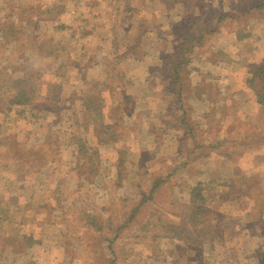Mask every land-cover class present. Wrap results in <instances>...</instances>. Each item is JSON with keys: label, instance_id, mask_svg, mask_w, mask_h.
<instances>
[{"label": "rangeland", "instance_id": "1", "mask_svg": "<svg viewBox=\"0 0 264 264\" xmlns=\"http://www.w3.org/2000/svg\"><path fill=\"white\" fill-rule=\"evenodd\" d=\"M85 1L87 12L97 7L99 17L117 20L120 50L103 27L88 42L71 34L72 54L66 57L57 56L50 34L42 39L40 33H26L27 40L17 45L0 38V70H25L28 63L44 69L34 84L55 98L37 101L35 116H19L14 108L13 115L0 112V139L5 138L0 143L8 146H0V204L10 208L7 218L0 210V264L106 261V248L99 244L123 224L122 202L132 208L143 204L157 180L162 189L142 206V216L159 226L178 224L184 211L198 207L193 203L198 188L205 200L202 213L217 236L199 248L175 242L160 258L148 245L126 244L131 264H264V109L247 70L239 67L247 60H264V9H255L264 0H138L140 38L99 0ZM105 2L121 3L122 10L132 4ZM6 11L0 7V18ZM229 14L234 20L193 55L183 51L187 35L197 37L201 29L214 28V16ZM28 18L27 31L39 23L56 26ZM21 20L14 21L27 19ZM240 37L245 39L238 43L241 49L229 53ZM55 42L62 45L56 37ZM182 60L188 66L179 86L172 69ZM232 60L234 68L227 64ZM49 84L56 86L52 93ZM108 126L118 138L108 139ZM79 140L86 157L79 153ZM16 153L38 155L29 161L41 166L26 175L5 171L3 159L20 158ZM92 158L99 166L95 178L89 177ZM86 210L99 217L100 229L82 231L75 225Z\"/></svg>", "mask_w": 264, "mask_h": 264}, {"label": "trees", "instance_id": "2", "mask_svg": "<svg viewBox=\"0 0 264 264\" xmlns=\"http://www.w3.org/2000/svg\"><path fill=\"white\" fill-rule=\"evenodd\" d=\"M67 1L69 0H53L51 5L48 6H30V7H24V6H14L11 7L9 4H1L0 7H3L6 11V14L3 18H0V38L5 39V37L10 39L11 45H17L22 40H27L26 37V28L30 27L28 16H32L35 14H38L39 16H46L49 19H52L53 22H57L58 29L60 30H69L72 34L77 33V29L75 28V25L79 23H83V13L80 15V19L77 23L71 24L70 23V15L73 8L67 6ZM243 1V0H239ZM73 5L76 3L77 0L71 1ZM261 4V5H259ZM257 9L258 13H260L261 9H264V2H260ZM11 9V10H9ZM46 9L45 12L40 13V10ZM251 13L250 10L247 11L244 15H249ZM32 14V15H31ZM234 15L229 14L226 15L224 18L219 19L218 16H214L212 22L215 23V26L213 24L214 28L208 27L205 29H201L198 33L197 37H192L190 35L186 36V40L184 44H182L183 51H190V55H193L195 49H199V47L205 45L208 40L214 38V36L218 33L222 28H226L227 21H233ZM21 18L24 20L26 18L27 20L22 23L16 24L14 20H17V18ZM21 20V21H23ZM65 22L68 24H66ZM82 20V22H80ZM20 21V22H21ZM67 28L63 25V22ZM52 22V23H53ZM211 22V23H212ZM9 24H11L9 27ZM78 26V25H77ZM76 26V27H77ZM32 29V28H31ZM185 27L182 26L181 30H184ZM14 33V35H12ZM19 34L21 38L16 37V35ZM33 34V32L28 33L29 37ZM239 35V34H238ZM11 36L12 39H11ZM21 39V40H20ZM189 39L191 41H189ZM18 42H13V41ZM245 42V39L235 40L232 43V48L229 53L233 54L236 47L239 46L238 43ZM187 54V53H186ZM221 55L225 56L223 52H220ZM227 54V53H226ZM186 58V57H185ZM244 58V57H243ZM247 58V57H246ZM25 60V59H24ZM254 61V60H253ZM251 60H247L245 62H240L239 67H244L245 70H247L248 75L250 76V87L253 92H255L256 102L259 106H261L264 109V60H259L257 62H253ZM28 63V61L26 60ZM227 64H230L233 68L234 66H237L235 60L227 61ZM187 62L182 60L174 65L172 72H173V80L176 85L181 86L182 79H183V71L187 68ZM21 67H14V72L9 73L7 70H0V112L4 111L5 114L13 115L12 109H16L19 116L26 115V113H30L33 116H35L37 109L36 103L39 100L43 101H52L55 98H52L50 96L46 95V92H43V87L41 85L37 86L34 84L36 79H41L45 72L44 69L39 68H32L29 66L27 69H17ZM15 70H21L19 74ZM51 71V70H50ZM175 75V76H174ZM39 76V77H36ZM35 78V80H34ZM56 86H52L49 84L47 86V89H49V92H54V88ZM179 93V97L181 99H184V93L182 90ZM183 104V100L181 101ZM183 109V108H181ZM24 117V116H23ZM24 119V118H23ZM36 119H40L38 116H36ZM185 120V118H184ZM31 123L33 121L31 120ZM115 125V124H114ZM107 135H109L108 139L112 137L113 135L117 137L114 133V127L112 128L110 126L107 127ZM111 131H113L111 133ZM210 131V129H209ZM118 138V137H117ZM192 140H197V134L195 132L191 133ZM79 143V153L83 154V156H88L87 148L85 146V143L81 140L78 141ZM197 144V143H196ZM224 142H219V145H225ZM7 143L1 142L0 146H6ZM0 147V148H1ZM8 147V146H6ZM18 147V146H17ZM251 147V146H248ZM20 156V158H17L16 156L12 158L11 160L8 158L7 161L3 159V161L6 163L4 167L5 171L9 170L12 171V169H16V171L21 172L23 174H27L30 171H36V169H39L38 164H32L30 163L29 159H33V162L38 158V155L32 154L28 157L24 154L16 153ZM96 160V161H95ZM98 162L97 159H93L90 161V178H95L98 175L99 172V166H97ZM48 169V168H45ZM42 171V170H41ZM44 172V171H43ZM6 173V172H5ZM35 173V172H34ZM7 174V173H6ZM90 182L92 183V180L90 179ZM163 182L161 180H157L148 195V197H145L142 201L143 204H140L137 207H133L129 205L128 201H123L124 210L126 211L124 214V220L123 224L120 226H117V230L114 232L113 237L106 238L105 236H102V240L99 244L100 246H103L106 248V254L104 257L109 256V258L105 261L102 260L101 262H98L97 264H131L129 262V255L128 251L126 250L125 246L126 244L131 245V243H134L135 245H148L153 252L154 258H160L163 255H165L168 252V246L170 244H173L175 242L180 243H186V244H195L198 246V248L202 245H205L207 243H212L216 239V230L213 228L214 226L212 223H210L205 216L202 213V206L201 203H205L202 198L201 190H197L198 188L194 189L193 193V203L197 204L196 209H191L189 211H184L182 215V218L178 224L174 225H165V226H159L153 222H150L146 219V217L142 216V209L143 205L147 203L148 201H154L155 197L160 193L162 189ZM0 210L4 211L6 214L10 212V208L6 206L5 204H0ZM96 214V213H95ZM4 217V219L6 220ZM111 221L116 222L115 219H112ZM112 222V223H113ZM76 226L81 228L82 231H85L90 228H95L97 226L98 229H100V221L99 217L96 215H92V213H89L88 210L85 211V213L81 216L79 220L74 222ZM71 227H69L68 231L65 233V236H69L71 232ZM104 228L101 229V233ZM98 237V236H97ZM96 237V238H97ZM108 244V245H107ZM91 247V246H90ZM96 248L91 247V250H95ZM182 262V259L178 258L176 259V262Z\"/></svg>", "mask_w": 264, "mask_h": 264}, {"label": "crops", "instance_id": "3", "mask_svg": "<svg viewBox=\"0 0 264 264\" xmlns=\"http://www.w3.org/2000/svg\"><path fill=\"white\" fill-rule=\"evenodd\" d=\"M0 4H9V5H14V6H24V7H30V6H48L51 5L53 2V0H0ZM84 0H80V2L82 3L83 6V23H79L77 27H75L78 31L75 34L77 36V34L80 36L79 38L77 37V40L81 41H91L92 39L95 38V35L97 36L98 34H101V29L102 27L105 28L106 30L109 31L110 34L113 35V40H112V44L115 46L116 49L120 50V45H119V40H120V35L117 34V30H118V23L117 20L115 18L110 17H106V18H101L99 17V15L96 14L97 11V7L90 9L87 12V8L88 7V2H83ZM98 1V0H97ZM103 1L105 2L106 0H99V2H101V4H104V6H107V8L110 9V13H115V16L117 18V15L121 17V23L125 24V25H130L131 27H133L134 29H136L135 32V37H141L140 35V28L139 30L137 29V26L143 25V21L142 18H140V21L138 22V17H140V13L138 11V6H137V1L138 0H131L132 4L126 3L127 6H131L130 8L126 9L125 7L122 10V6L121 3L115 2L114 5L109 4V3H103ZM15 2V3H14ZM99 2H96V4H98ZM100 4V3H99ZM68 5V4H67ZM125 6V5H124ZM141 9H143L145 6L144 5H140ZM45 12V10H40V13ZM124 15H126V18L124 17ZM29 17V16H28ZM27 17V18H28ZM34 19V21L36 23L41 22V23H46V21L50 22L51 26L52 25H56L53 27H48V28H44L39 24H36L35 26L32 27L31 30H25L26 33H31L33 32V34L31 36L36 37L38 33L41 34V38L43 39L44 34H50V43L53 44V50L56 52L57 56L60 57H66L68 54H72L71 50H69L70 44L73 45L72 42H70V40L73 41V36H71V32L67 29V30H59L58 29V24L57 22H53L50 21V19H47L46 16H39L38 14L32 15ZM29 19V18H28ZM31 21V20H30ZM53 22V23H52ZM82 22V20L80 21ZM147 22L146 21V26H147ZM145 23V22H144ZM65 26V24H63ZM65 28H67L65 26ZM112 29V31L110 32V30ZM95 30H97L98 33H95ZM55 35V36H54ZM59 35H61V38H59ZM33 37V38H34ZM55 37L59 40V42H62V45L57 44L55 42ZM75 40V39H74ZM79 44V43H78ZM87 44V43H86ZM80 46V45H79ZM74 47H78L74 46ZM5 138H1L0 140H3ZM229 246V245H227Z\"/></svg>", "mask_w": 264, "mask_h": 264}, {"label": "built area", "instance_id": "4", "mask_svg": "<svg viewBox=\"0 0 264 264\" xmlns=\"http://www.w3.org/2000/svg\"><path fill=\"white\" fill-rule=\"evenodd\" d=\"M69 1H72V0H69ZM77 4L75 3L74 5L73 4H70V5H73L71 8L72 11H71V15L69 17L70 19V23L71 24H74V23H77L78 20L80 19V15L83 13V6H82V3L80 2V0H77ZM68 3V1H67ZM78 25V24H77ZM75 25V27L77 26Z\"/></svg>", "mask_w": 264, "mask_h": 264}]
</instances>
